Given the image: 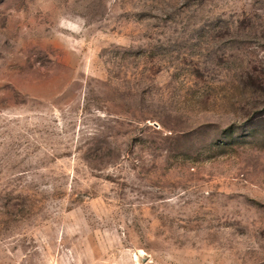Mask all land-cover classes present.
<instances>
[{
    "label": "rangeland",
    "instance_id": "374dc122",
    "mask_svg": "<svg viewBox=\"0 0 264 264\" xmlns=\"http://www.w3.org/2000/svg\"><path fill=\"white\" fill-rule=\"evenodd\" d=\"M0 264H264V0H0Z\"/></svg>",
    "mask_w": 264,
    "mask_h": 264
}]
</instances>
